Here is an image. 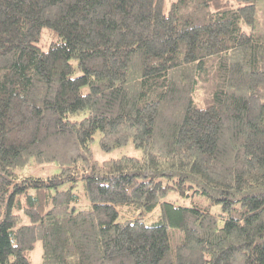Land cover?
<instances>
[{
	"label": "trees",
	"instance_id": "obj_1",
	"mask_svg": "<svg viewBox=\"0 0 264 264\" xmlns=\"http://www.w3.org/2000/svg\"><path fill=\"white\" fill-rule=\"evenodd\" d=\"M166 4L0 0V264H264L257 0Z\"/></svg>",
	"mask_w": 264,
	"mask_h": 264
},
{
	"label": "rangeland",
	"instance_id": "obj_2",
	"mask_svg": "<svg viewBox=\"0 0 264 264\" xmlns=\"http://www.w3.org/2000/svg\"><path fill=\"white\" fill-rule=\"evenodd\" d=\"M167 8L166 10L169 9L171 0H166ZM257 5H258V11H257V18H256V24L253 26V29L256 32H263L264 33V0H257ZM248 29H251L252 27L249 25L247 26ZM95 139L92 141V149L94 152V156L96 157L97 160L103 161L105 159L111 158V157H119L124 154H130V155H135V156H142L143 151L140 148H137L132 141L128 142L126 145L123 146H118L115 147L111 150H105L100 146L99 143V138L101 136V131H97L95 133ZM78 191H82L81 186H78ZM191 194L181 197L177 195L175 192L171 193V196L177 201V202H185L187 204H197V205H209L211 204V208L213 211H218L220 210V205L219 204H214L212 200L199 193L195 192L193 190H190ZM151 220V219H149ZM41 251L42 247L40 244V241L38 242V245L34 251L33 259H32V264H40L41 262Z\"/></svg>",
	"mask_w": 264,
	"mask_h": 264
}]
</instances>
